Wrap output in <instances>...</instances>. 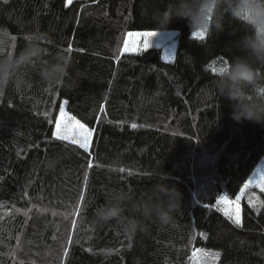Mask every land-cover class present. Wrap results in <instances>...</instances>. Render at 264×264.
<instances>
[{"label":"trees","instance_id":"trees-1","mask_svg":"<svg viewBox=\"0 0 264 264\" xmlns=\"http://www.w3.org/2000/svg\"><path fill=\"white\" fill-rule=\"evenodd\" d=\"M65 3L0 0V29L16 38L9 51L23 47L27 34L44 32V60L66 53L82 75L68 92L30 70L23 92L0 97V264H194L199 248L220 253L214 264H264V194L246 191L241 227L213 207L221 195L234 200L264 158V126L237 123L227 102L203 92L220 74L210 66L230 62L228 46L244 23H226L218 36L199 40L185 20H174L166 29L177 31L170 61L155 46L117 60L128 32L163 30L153 17L165 0ZM64 100L70 115L96 129L91 156L52 137ZM52 157L59 162L48 170ZM161 165L183 194L170 224L146 221L127 235L116 222L95 223V207L114 190L130 192L134 202L154 198Z\"/></svg>","mask_w":264,"mask_h":264},{"label":"clouds","instance_id":"clouds-1","mask_svg":"<svg viewBox=\"0 0 264 264\" xmlns=\"http://www.w3.org/2000/svg\"><path fill=\"white\" fill-rule=\"evenodd\" d=\"M153 18L163 30L179 19L187 22L191 32L215 36L225 30L226 23L243 22L244 34L228 46L232 52L230 62L203 92L206 98L218 96L223 103L227 102L231 118L237 123L247 121L264 126V0H165L163 9H157ZM13 37L0 29V97L9 90L23 92L30 83V70L44 82L68 92L78 89L82 75L74 69L71 56L57 53L51 61L44 60L46 33H29L23 47L9 51ZM58 162L52 157L45 161V166L55 170ZM154 175V198L134 202L130 192L114 190L95 207V223L103 226L116 222L127 235L142 231L146 221L170 224L183 194L170 183L171 173L165 172L162 165ZM129 209L132 214L126 215Z\"/></svg>","mask_w":264,"mask_h":264},{"label":"snow or ice","instance_id":"snow-or-ice-1","mask_svg":"<svg viewBox=\"0 0 264 264\" xmlns=\"http://www.w3.org/2000/svg\"><path fill=\"white\" fill-rule=\"evenodd\" d=\"M73 3V0H66L65 7H68ZM156 33L153 32H128L127 37L124 39L123 47L120 49V56L115 57L117 60L121 58L125 53H135L140 54L142 52H146L150 45V38L154 36ZM193 37L199 40H203L206 34L202 31H194L192 33ZM16 38L13 37V40ZM72 45L69 44L67 47V51L69 53L72 52ZM163 59L166 61H170L172 59L171 56H166ZM212 67L213 72H222L226 67H221L219 69ZM69 104L68 100H64L63 102L58 103L59 115L55 117V130L52 132V137L55 141L59 142H67L68 144L76 146L78 149H82L84 153H88L91 156V147L94 143V134L96 132L95 128L90 127L86 123H82L81 120L77 119L74 115H70L68 111H66V106ZM100 113H105V106L103 104L100 105L99 108ZM47 116V113L45 114ZM100 117H97L99 121ZM52 122L51 120L49 121ZM131 127L135 129L137 127L136 123H132ZM93 167L92 160L89 159L87 162V168L91 169ZM120 171H124L120 169ZM83 180L85 184L89 180V174L85 171ZM249 188H258L262 194H264V174H260L257 179L250 178L242 188H240V193L235 195L234 200H229L227 194L219 196L216 200V204L213 207L217 208V210L222 211L223 214L227 217V219L233 223L237 227L242 226V208H241V200L242 197L246 194V190ZM85 201L84 191L82 190L79 196V202L74 207L75 216H79L81 214L82 206ZM261 205H264V201H260ZM255 207V205H252ZM208 207V205H205ZM56 215V213H53ZM73 215V213H66L65 219L68 216ZM72 228L75 229L77 225V220L72 219L71 221ZM203 235V234H201ZM73 237L71 234L68 236V244H72ZM64 256L67 257L69 255L68 247H64L63 249ZM220 256L219 252L206 251L203 248L195 249L192 253V259L194 264H214V261L218 259Z\"/></svg>","mask_w":264,"mask_h":264},{"label":"rangeland","instance_id":"rangeland-1","mask_svg":"<svg viewBox=\"0 0 264 264\" xmlns=\"http://www.w3.org/2000/svg\"><path fill=\"white\" fill-rule=\"evenodd\" d=\"M134 32H153V31H134ZM154 32L156 34L150 38V45L159 47L162 50L163 58L166 56H171L173 58L175 52V45H176L175 38L177 35V31L168 29V30H156ZM260 174H264V158L256 166V168L254 169L253 173L250 175L248 180L250 178L257 179ZM252 189L259 190L258 188H249L248 190H252Z\"/></svg>","mask_w":264,"mask_h":264}]
</instances>
